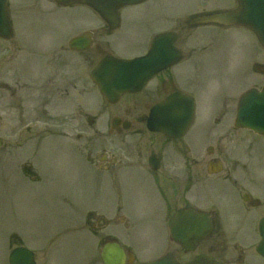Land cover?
<instances>
[{"label": "rangeland", "instance_id": "rangeland-1", "mask_svg": "<svg viewBox=\"0 0 264 264\" xmlns=\"http://www.w3.org/2000/svg\"><path fill=\"white\" fill-rule=\"evenodd\" d=\"M9 3L13 39L0 38V138L3 140L1 144H6L0 146V264H9L10 250L20 243L36 253L38 264H102V239L95 232L101 230L99 225L95 227L93 223L105 211L97 210L89 221L92 225H86L87 210L82 204L74 203V189H77V193L82 189H93L95 192L110 189L111 194L118 190L124 194L127 201L121 212L124 219L102 223L101 229L130 247L139 261L159 257L168 248L177 250L178 246L166 239L165 223L140 219L139 214L146 208L152 194L149 188L139 183L141 180L131 179L134 177L131 170L117 178L116 185L106 178L105 173L98 170L94 172V167L84 159L86 151L90 150L86 143L79 146L77 155L80 160H84L83 166L95 175L83 170L82 166L78 167L76 149L66 143L78 132L77 126L75 128L70 124L72 110L76 106L80 104L83 112L95 116L94 128L99 130L98 134H93L94 129L82 117V135L85 138L90 137L87 134L95 135L91 150L96 151L104 142L107 130L104 122L107 110H102L104 113L101 115L98 110L106 108L115 112L130 98L125 96L120 103L107 108L88 79L89 71L96 62H86L80 52L61 50L58 53V46H55L57 42L66 45L68 38L78 32L80 27L91 25L93 28H102L99 14L87 5L63 7L52 0H9ZM227 4V0H150L146 4L124 7L120 10L121 26L112 32L98 33L96 40L103 44L108 42L109 46L105 44V47L114 56L136 57L147 52L152 33L178 28L184 17L203 7H228ZM192 32L190 37L185 34L180 42L181 47L187 52L194 47L197 52H193L191 58L207 62L203 75L210 81L224 78L225 89L233 91L237 79L235 70L230 72V67L239 52L244 54L242 45L245 32L236 28L219 30L213 25L201 26ZM255 47L259 46L255 43ZM91 53H88L90 59L99 58ZM186 62H189L188 58L177 69L185 71ZM73 63L79 64L78 69L70 66ZM40 68L46 71V77L42 79L46 85L33 81L32 75H38ZM75 71L76 78L73 76ZM48 76L51 82L46 81ZM213 83L217 82L209 84ZM251 84L243 85L242 89ZM203 90L208 91V85ZM42 91L45 92L43 96L34 95V92ZM20 117L25 118V122L32 121V129L26 130L27 126H24V129L16 130ZM36 118L39 121H35ZM42 121H47L48 126H43ZM64 121L67 127H56L55 124ZM197 134L195 130L194 135ZM245 136L255 142L251 153L257 157V175L264 176V138L251 132H245ZM18 137V143H15ZM20 143L21 147L14 146ZM240 150L230 145L224 156L228 159L238 156ZM28 163L38 168V171L34 168V176L21 170L22 165ZM24 176L37 180L41 176L42 179L28 182ZM261 189L263 192L259 194L264 196V185ZM67 192H71L72 197ZM98 202H101L100 197ZM261 207L257 209L256 226L234 227L225 224L222 227L225 235L219 242L226 246L229 264H264V258L256 251L260 241L258 224L264 214V203ZM109 212L114 214L112 210ZM95 242L98 243L96 247ZM238 245L244 247V253ZM177 254L182 259L191 256L179 250Z\"/></svg>", "mask_w": 264, "mask_h": 264}, {"label": "flooded vegetation", "instance_id": "flooded-vegetation-1", "mask_svg": "<svg viewBox=\"0 0 264 264\" xmlns=\"http://www.w3.org/2000/svg\"><path fill=\"white\" fill-rule=\"evenodd\" d=\"M227 2L228 7H214L210 10H238L241 6L239 0H227ZM214 26L219 30L232 28ZM233 27L245 32L244 41L242 40L244 54L239 52L230 67L231 70H235L237 79L233 91L225 89L224 78L210 81L203 75L206 71L204 65L207 62H202L201 59L194 61L195 59L191 58L193 52H196L193 47L189 49L190 57L189 62H186L185 71L177 69L180 63L170 67L159 73L141 92L126 95L130 98L122 103L117 111L106 109V119L101 117L107 126L105 140L96 151L91 150L94 136L99 132L94 128L95 116L83 112V106L80 104L72 110L73 118L70 123L75 128L77 126L78 132L70 140L65 138L70 142L73 140L78 149L83 142L86 143V146L90 147L85 156L89 165L96 171L105 173L116 185H118L117 178L130 170H136L132 173L138 175L142 179L141 182L156 189L157 197H149L146 208L139 214L143 221L151 223L165 221L168 224L174 214L171 211L176 206L175 195L180 189L185 196V206H194L199 211L209 214L214 225L213 232L199 244L198 253L213 254L226 264L229 259L225 256L223 247L216 243L225 235L222 227L225 224L234 227L256 224L257 209L262 208L261 205L264 203V196L259 194L263 192L261 187L264 185V176L257 175L258 161L254 153H251V147L255 142L252 138L246 137L245 132H251L258 137L264 138V136L250 129L237 127L235 124L242 93L250 88L261 89L264 86V45L259 42L256 32L251 28L240 23ZM183 35L184 33L181 34L178 44ZM255 43L259 47H255ZM94 50L98 53L102 52V44L95 42ZM70 66H76L78 69L79 64L73 63ZM76 72L73 75L75 78ZM45 75L46 71L40 68L38 75H32L33 81L37 80L36 84L41 82L42 85H46L42 80ZM46 81L51 82V78H46ZM210 82L217 83L209 84ZM250 82L251 85L242 89ZM206 85L208 91L205 92L203 88ZM177 92L186 93L195 99V116L185 135L175 139L160 131L151 130L147 118L155 105ZM35 94L43 96L45 92H34ZM133 95L138 96L133 97ZM99 113L101 115L104 111L100 110ZM82 117L85 118L88 126L94 129V136L91 133L87 134L90 137H83ZM24 119L20 117L16 130L24 129V126H27L26 130L32 129L30 124L32 121L25 122ZM35 121L39 119L36 118ZM42 122H44L43 126H48L47 121ZM55 125L58 128L60 125L67 127L65 121ZM44 129L45 127L42 130ZM195 130L198 131L197 135H194ZM19 138L15 143H18ZM1 143L3 140L0 138V146L6 145ZM197 144L200 146L198 147ZM230 145L234 149H241L240 154L242 149L245 153L229 159L225 158V151ZM14 146L22 145L20 143ZM246 146L248 148H245ZM217 167L220 168L219 171L214 172ZM22 170L35 174L33 163L22 165ZM124 201L125 197L121 191L112 194L109 204L114 214L110 221L122 220L120 213L125 206ZM108 221L104 220V223ZM100 230H102L101 226ZM103 238L105 242L112 239L110 235H105ZM178 246L180 252L189 254L183 247Z\"/></svg>", "mask_w": 264, "mask_h": 264}, {"label": "water", "instance_id": "water-1", "mask_svg": "<svg viewBox=\"0 0 264 264\" xmlns=\"http://www.w3.org/2000/svg\"><path fill=\"white\" fill-rule=\"evenodd\" d=\"M59 5L70 6L85 4L92 7L109 24L110 29L119 26V9L126 5L141 3L145 0H54ZM242 12L198 14L190 24H235L239 22L257 31L264 43V0H242ZM0 36L10 38L12 26L8 11V0H0ZM176 32L160 33L153 39L150 50L143 56L132 59L105 56L93 69L91 77L98 84L102 95L111 103L117 102L125 93L137 92L160 70L178 63L183 59V52L175 46ZM93 43L92 33L73 38L69 46L84 51ZM194 114V101L185 95L177 94L156 106L149 120L150 125H157L154 130H162L171 137L183 135L191 124ZM237 123L253 128L264 134V89L250 90L241 99ZM174 241L188 251L196 249V244L212 230L209 217L200 215L193 209H181L170 221ZM261 242L257 251L264 256V218L259 225ZM104 264H132L133 254H127L118 243L107 244L102 251ZM10 264H36L33 251L24 246L14 248L9 256ZM134 264H223L212 256L199 255L188 262H180L173 252L149 262Z\"/></svg>", "mask_w": 264, "mask_h": 264}]
</instances>
